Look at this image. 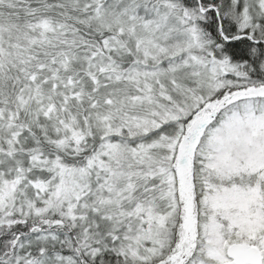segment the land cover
<instances>
[{
  "label": "snow or ice",
  "instance_id": "1",
  "mask_svg": "<svg viewBox=\"0 0 264 264\" xmlns=\"http://www.w3.org/2000/svg\"><path fill=\"white\" fill-rule=\"evenodd\" d=\"M0 264H264V0H0Z\"/></svg>",
  "mask_w": 264,
  "mask_h": 264
}]
</instances>
